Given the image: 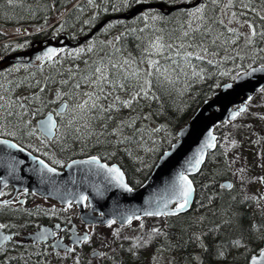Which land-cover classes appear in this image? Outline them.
<instances>
[{
  "label": "trees",
  "instance_id": "trees-1",
  "mask_svg": "<svg viewBox=\"0 0 264 264\" xmlns=\"http://www.w3.org/2000/svg\"><path fill=\"white\" fill-rule=\"evenodd\" d=\"M144 1L94 0L92 4H89L88 0H13V3L9 4L8 0H0V30L9 27H22L25 30L46 29L33 36L14 41H7L6 37L0 33V59L27 48L29 42L37 39L66 34L71 41L77 42L88 35L102 20L124 14ZM179 2H185V0H174L173 3ZM243 2L248 3L249 0H243ZM222 3H227V0H222ZM203 7L208 19L202 25V30L209 25L213 29V32L203 39L209 51L215 55H208L202 61L193 59L191 67L185 66L181 56H176L174 52L170 54L173 55L176 63L163 57H148L158 59L162 66L169 67V74L175 83L157 85L153 81L152 92L158 99H140L134 103L137 111L150 116L148 120L137 121V126L145 129L143 140L140 136L136 137L140 141L139 146L128 144L117 148L112 143L111 136L102 137L98 143L96 137L74 139L71 135L62 137L60 140L47 141L45 144H35V140L42 139L40 133L37 131L36 135L29 136L23 127H13V124H20L19 120H13L11 124L0 127V132L3 133L0 138L18 142L31 153L43 157L57 169L64 168L66 164L75 159L101 157L100 161L109 165L117 164L120 167L132 189L140 188L151 175L159 158L177 142L180 129L190 121L206 101L210 100L223 85L233 82L240 73L254 67L264 66V39L257 36L253 44L248 45L244 34L235 29L241 34L237 38L227 31V28L231 27L222 18V4L217 6L213 5L210 0H206ZM252 7L264 11V0H253ZM229 10L237 13V17L241 20L253 22L258 32L264 31V21L260 20L251 10L241 8L238 3ZM61 11L66 12L64 18L55 22L54 15ZM242 12L245 14L240 15ZM187 13V11H180L165 16L159 11H147L130 21H111L92 40L75 49L57 51L52 60L38 68L16 65L6 69L0 73V86H2L0 95H10L12 98L27 97L29 101L34 95L41 97L47 105L42 112L31 118L23 117L25 121L30 119L29 127L35 129L37 120L50 112L56 114V108L61 101L48 102L56 100L58 91L77 96L78 92L91 90L83 86L81 78L88 75L101 60L105 63L111 61L122 64L127 59L136 62L132 65L133 67L138 66L144 70L147 68L145 49L157 36L162 37L165 43L172 44L173 49H176L180 44L179 37L182 36L183 31L188 29V21L192 19ZM219 20H223L224 25L216 22ZM197 23L200 22L193 20V27ZM221 33H223L221 40L212 44V40ZM195 36L199 42L200 33H196ZM229 38L235 39L236 42L224 44L223 40ZM89 48L92 51H88ZM186 50L192 51L193 49L187 48ZM184 51L185 49H180L181 54ZM142 59L145 60L144 63H140ZM209 60L212 63H209ZM193 72L200 73L203 79L200 76H194ZM65 81L67 83H64ZM77 82L82 84L79 90L74 89ZM40 88H44L45 91L40 92ZM105 90L111 91L107 88ZM131 94V89L127 92L117 90L108 97L105 103H112L117 95L122 100H127ZM65 99L68 98L65 96ZM69 103L71 104V100ZM35 107H39V101L28 104L30 112ZM246 108L247 111L231 123H221L215 128L214 134L218 137L215 150L207 154L201 171L190 177L196 193L191 211L175 217L148 218L159 221V228L167 234L166 238L162 236L154 240L153 250L156 251L158 247L164 246L166 254L177 256L179 259L177 264H189L192 261L197 264L194 260L197 255L205 260V264H218L217 258L207 257V254L202 253L195 242L189 241V237L194 234H207L205 240L210 248H214L217 236L221 240L230 241L243 233L246 248H233L231 254L221 264H249L250 259L264 249V242L259 239L264 234V209L253 212L252 207L255 206V202L243 195L241 184L234 185L231 181L229 165L221 149L224 135L238 138L254 135L259 149L262 151L264 148V120L259 119V116L264 115V89L255 94L253 99L247 103ZM113 115L115 123L108 122L109 131L121 119L127 121L129 117L136 116L137 112L121 108ZM60 124L61 120L58 125ZM156 128H162V130L154 132L153 129ZM63 131L65 128L61 126V132ZM96 131L97 133L103 131L102 122L96 123ZM9 132H16L15 137L9 135ZM125 132L128 134L131 129H126ZM105 139L109 143H105ZM53 157L59 163H54ZM226 181L233 186L231 189L220 187ZM229 219L233 223L231 228H225L222 232L214 231L218 224ZM138 222L139 220H135L131 224L138 225ZM107 228L124 231L127 230L128 225L120 227L114 223L111 227L95 226L90 233V241L86 243L85 249L81 250L79 255L81 260L77 261L78 264L85 263L84 255L94 246L95 235L104 236V241H106L104 232ZM145 233L146 231H142L138 226L132 228L130 236L135 235V237L132 241L129 237L119 244L117 257L110 264H124L125 255L130 254L128 250L132 242ZM168 245H180V247H172L168 250ZM50 256L49 254L43 264H52ZM65 257L68 258V256ZM54 258L62 260L64 256L55 255Z\"/></svg>",
  "mask_w": 264,
  "mask_h": 264
},
{
  "label": "snow or ice",
  "instance_id": "snow-or-ice-1",
  "mask_svg": "<svg viewBox=\"0 0 264 264\" xmlns=\"http://www.w3.org/2000/svg\"><path fill=\"white\" fill-rule=\"evenodd\" d=\"M9 4L13 3V0H8ZM94 0H88L89 4H92ZM213 5L220 6L222 4V11L224 9H229L234 6V4H240L241 8L246 10H251L255 13L256 16L259 17L260 20L264 21V11L253 8L252 3L253 0H249L248 3H244L243 0H227V3H222V0H210ZM227 14V13H225ZM242 12L240 15H244ZM190 19L188 21V29L183 31L182 36L179 37L180 44L176 49H173L172 44L165 43L162 37L157 36L154 40H152L148 48L145 49L147 53V68L141 70L138 66L133 67L136 62L129 61L125 59L122 64L112 63L109 61L105 63L101 60L91 72L82 77L83 86L91 88V91L88 92H78L77 96H73L70 93H63L58 91L56 93V100L49 101L48 103H56L57 100L61 101V111L57 112L56 115L61 118V124L58 125L53 122L52 115L49 114L47 119L38 123L35 129L30 128V119L25 121L23 117L28 116L31 118L32 116L38 115L42 112L43 108L46 107V103L41 99V97L34 95L32 100L29 101L27 97L20 98H12L10 95H0V127H3L6 124H11L13 120H19L20 124H13V127H23L27 130V134L29 136L36 135L37 131H39L41 136V142H47L52 140H60L62 137H66L71 135L74 139H81L83 137H96L97 142L99 143L102 137H112V143L118 148L120 145H128V144H137L139 146L140 141L136 139L137 136H140L141 140H143V132L145 129H141L137 126L138 120H148L150 118L149 115H143L134 107V103L140 99L146 100H156L158 97L152 92L153 89V81L156 82L157 85H163L167 83L172 85L175 81L171 78L169 74V67H164L161 65L160 61L148 58V57H163L166 60H171L173 63L176 61L173 58V55L170 52H174L176 56H181L184 61V65L187 67H191V61L193 59L202 61L208 55H215V53H211L209 48L204 41V37L213 32V29L209 25L208 27L202 30V25L207 22V17L205 16V8L203 6L197 7L194 11H189L187 13ZM155 19V17H153ZM193 20L199 21L195 27H193ZM234 20L236 22H240L237 19V13L233 12L228 19L227 23L231 24ZM217 23L224 25L223 20L216 21ZM249 28V33L245 35V41L248 45L253 44L257 36L261 39H264V31L258 32L256 29V25L253 22L245 21ZM226 27V25H225ZM227 31L231 33L235 37H239L241 34L237 32L233 28H227ZM196 33H200V41L196 40ZM223 33L216 36L212 40V44H216L217 41L221 40ZM119 39V37L117 38ZM188 41V43H185ZM235 39H224L223 43L234 44ZM187 48L193 49L192 51H187ZM180 49H185L183 54H181ZM227 50V49H225ZM83 51V50H80ZM88 51H92L91 48ZM53 54V50H49L47 55L49 58ZM145 60L142 59L140 63H144ZM212 63L211 60L208 61ZM179 67V65H178ZM194 76H200L203 79V76L198 72L192 73ZM64 83H67L65 81ZM2 87V86H0ZM81 82H77L74 85L75 90L81 89ZM110 89L111 91H106L105 89ZM129 89L132 90V94L129 99L122 100L118 95L115 96L112 103H105L108 100V97L112 95V93L117 90H123L127 92ZM5 91H8L5 89ZM44 88H40V92H44ZM65 96L68 99H65ZM249 101L251 97L248 98ZM71 100V104L69 103ZM35 101H39V107H35L33 111H29L28 104L33 103ZM121 108L131 109L134 112H137L136 116L129 117L127 121L121 119L119 123L115 124V127H112L109 131L108 122L112 121L115 123V117L113 115L114 112H119ZM247 111L246 107H240L237 111L232 112L231 119L235 120L238 116L244 114ZM259 119L264 120V115L259 116ZM102 122L103 131L97 133L96 131V123ZM61 126L65 128V131L61 132ZM131 129V132L126 134L125 130ZM162 128L153 129L154 132H160ZM59 133V135H57ZM3 133L0 132V135ZM9 135L15 137L16 132H9ZM211 136V133H209ZM215 140V137L212 136L211 140L205 142L203 148L197 152V154L190 160L187 164V167L177 173L174 180L171 182L169 187L166 189L167 196L162 197L160 201H150L151 204L156 205V210H145L143 212V216L150 217H168V216H177L181 213H184L189 210L191 205L193 204V197L195 189L193 187V181L189 179V175L192 172L199 171L200 165L204 163L205 153L204 149L214 147L212 141ZM105 143H109L107 139L104 140ZM154 143V141H153ZM0 144L5 145L8 149H16L17 151L23 152V148H18L17 144L10 143L7 140H0ZM232 146L235 147V141L232 142ZM54 163H59L56 161L54 157L52 158ZM102 158L97 156H91L87 160L79 161L78 163L89 165L94 168L96 174L103 173L110 183H114L118 188L131 193L133 189L128 186L127 183L124 182V173L119 169V167L107 166L100 162ZM34 163L39 167L34 169L37 171L42 178V182H52L50 177L54 175H58L56 169L54 167H50L44 160H37L33 158ZM15 161V157H11L7 162V167L10 172H15V166L12 163ZM18 163L22 164L23 161H18ZM77 162L74 161L73 164ZM72 167V165H69ZM241 172L244 170L241 169ZM261 182H264V178H259ZM243 182V181H242ZM207 187V186H206ZM221 188H225V185H220ZM233 186L231 184L227 185L228 189H231ZM2 194V193H0ZM72 199H78L79 203H84L88 201V196L84 194H79L78 197L72 196ZM72 199L68 200V203L71 204ZM249 199H257L255 197ZM259 199H264V196L259 197ZM174 205V208L169 209V205ZM162 205V206H161ZM122 221H126L127 224H131L133 219L140 220L141 216L136 213L131 214H122ZM116 221L108 220L107 226L111 227ZM233 226L232 220H225L222 224H218L214 231L222 232L225 228H231ZM5 227L4 225H0V229ZM255 227V226H254ZM141 228H143V224H141ZM213 231V230H210ZM47 235L54 236L55 233H42L38 239H44ZM205 235H191L189 237L190 242H195L202 253H206L207 257H215L218 260V264H221L224 260L228 258L231 254V250L246 248L244 243L243 233L240 236L228 241L221 240L219 236H217V243L214 248H210L205 240ZM113 236H119L118 232H113ZM167 237V234L162 231L160 228H152L150 232H146L142 237L136 238L130 248L129 253L133 256H138L141 249L150 247L154 240L159 239L160 237ZM4 240H9L11 237L5 236ZM90 237L85 235L83 237H78L74 243L81 244L87 243L90 241ZM259 239L261 242H264V234H262ZM56 248H61L62 245L57 242L55 245ZM168 250L172 247L179 248L180 245H168ZM165 247L161 246L156 250V254H154L151 258V264H159V255L163 251H165ZM66 252H73V248H66ZM262 258L260 264H264V250H261L259 253ZM194 260L197 264H205V260L201 258L200 255L194 257ZM78 264V262H77ZM252 264H257L256 257H252Z\"/></svg>",
  "mask_w": 264,
  "mask_h": 264
},
{
  "label": "water",
  "instance_id": "water-1",
  "mask_svg": "<svg viewBox=\"0 0 264 264\" xmlns=\"http://www.w3.org/2000/svg\"><path fill=\"white\" fill-rule=\"evenodd\" d=\"M204 1L194 0L192 3L175 6H167L161 3L138 4L126 14L103 20L86 37L80 39L77 43H73L68 35L62 34L59 37H51L45 41L36 42L27 51L6 55L0 59V72L16 65H27L28 67L38 68L47 61L52 60L58 50L75 49L78 45L91 39L94 34L112 19L128 21L146 11L152 10H158L166 15L179 10L194 11ZM49 50H53L50 58L47 55ZM46 56L48 57L44 58ZM37 61L40 62V65L35 66L34 64ZM262 89H264V66L254 67L246 72H242L233 82L223 85L210 100L206 101L197 110L190 121L180 129L177 134V142L159 158L146 182L140 188L133 189L131 193L118 188L114 183H110L103 173L96 174L94 168L91 166L78 163L88 158L70 161L62 171H56L58 175L50 177L52 182H42L41 175L34 170L39 166L34 163L33 158L40 160L39 158L29 154L25 150L20 152L16 149H8L2 144H0V193L6 186H12L16 189V194L22 191H31L33 194L61 207L70 205L68 200L72 199V196L78 197L81 193L88 196V201H86L88 205L87 210L85 209L86 202L79 203L78 199H72L71 202V204L77 207L79 212L82 222V227L80 228L81 234H78L77 228L73 226L70 230L68 242H63L62 239H58L52 243L55 251L63 253H67L65 251L66 248L82 246L83 243L76 244L74 242L78 237L89 236V232L85 230V227H90L91 229L94 226L106 227L107 221L113 219L118 226H127V222L122 221V214L136 213L141 218H163L143 216V212L145 210H156V205H150V201H160L162 197L167 196L166 189L174 180L177 173L187 167L188 162L203 148L205 142L211 140L212 136L215 137V140L212 141L214 147L204 149L205 159L208 153H212L215 150L218 138L214 134L215 128L221 123H231L233 121L231 119L232 112L237 111L240 107H246L249 102L248 98L251 97L252 99ZM61 110V105H59L57 112ZM50 114L52 115L53 122L56 123L54 114ZM48 115L38 120L37 125L39 122L46 120ZM209 133H211V136ZM7 141L15 143L11 140ZM11 157H15V161H12L15 166V172H10L7 167V162ZM18 161H23L24 163L20 164ZM74 161L77 163L73 164ZM100 162L107 166L115 165L119 167L117 164L108 165L102 161ZM69 165H72V167H69ZM202 166L203 163L200 165L199 171L192 172L189 175V179L191 176L197 175L201 171ZM124 182L127 183L125 175ZM228 184H230L229 181L223 183L225 188H227ZM195 199L196 193L194 192L193 204L188 211L180 215L191 211ZM7 202L9 201H3L1 203ZM173 208L174 205L170 204L168 210ZM56 231H59L58 226H55V228L41 227L36 232L28 235L26 240H30L34 244H44L52 241L54 236L47 235L44 239H38V237L42 233H54ZM57 242L62 245L59 249L55 247ZM99 256L100 251H94L89 254L91 259ZM255 257L257 264H260L262 260L260 255L258 254ZM249 264H252V258Z\"/></svg>",
  "mask_w": 264,
  "mask_h": 264
},
{
  "label": "flooded vegetation",
  "instance_id": "flooded-vegetation-1",
  "mask_svg": "<svg viewBox=\"0 0 264 264\" xmlns=\"http://www.w3.org/2000/svg\"><path fill=\"white\" fill-rule=\"evenodd\" d=\"M193 1L194 0H185V2L173 3L174 0H145L143 3H152V4L161 3L167 6H175L180 4L192 3ZM205 1L201 6L205 4ZM152 11H158V10H152ZM180 11H185V10L174 11L168 15H166L163 12L160 11L159 12L164 14L165 16H169L171 14ZM23 29L25 30V28ZM30 30H34V31L32 33H29L28 35L26 34V36H22L19 38L16 37L14 39H9V38L6 39L7 41L20 40L23 37H27V36L30 37L35 34L41 33L46 29L40 30L38 28H31ZM51 37H55V36H51ZM45 40L46 39H37L31 41L29 42L27 48L15 52L26 51L30 48V46L33 43L41 42ZM47 57L48 56L44 58ZM38 63L40 62L37 61L36 64ZM56 113H57V108H56ZM53 114L55 115L58 124L61 118L57 116L55 113ZM37 122H36V126H37ZM0 139L11 140L8 138H0ZM13 142H15L18 145V147L23 148L29 154L44 160L45 163H47L50 167H54L56 171L63 170V168L57 169L51 163L47 162L43 157L31 153L30 151L22 147L18 142L16 141ZM34 143L45 144L46 142L42 143L41 140L40 141L35 140ZM1 193L2 194H0V225H4L5 227L0 229V236H1L0 264H40V263L43 264L46 262L49 254L52 256L61 255L64 257L69 255L79 256L81 254V250L83 248L85 249L86 243H83L81 247H73L74 251L67 253L57 252L52 247V243L58 239H62L63 242H68L70 237V230L73 226L77 228V233L81 234L80 228L82 227V222L80 220L77 207L74 204H70L67 207H61L45 200L44 198H41L33 194L31 191H22L16 194V189L12 186H6L1 191ZM3 201H9V202L1 203ZM85 205H86L85 209L87 210L88 209L87 202ZM55 226H58L59 231L54 232L55 235L52 241H49L44 244H34L32 241L26 240V237L28 235L36 232L41 227L55 228ZM86 228L87 227H85V229ZM5 236H9L11 237V239L4 240L3 237Z\"/></svg>",
  "mask_w": 264,
  "mask_h": 264
},
{
  "label": "rangeland",
  "instance_id": "rangeland-1",
  "mask_svg": "<svg viewBox=\"0 0 264 264\" xmlns=\"http://www.w3.org/2000/svg\"><path fill=\"white\" fill-rule=\"evenodd\" d=\"M60 13L54 15V19H58V16L60 18L59 21L63 19L66 12L61 11ZM232 13L233 12H231L229 9H224L221 12L222 18L226 23ZM237 19L240 21L239 23L234 20L231 24H227L231 28L236 29L244 35L248 34L249 28L247 26V23L244 20H241L239 17H237ZM0 31H3V33H7V29H1ZM20 31L22 32H20L19 35H8L7 38H19L23 34L28 35L29 33H32L34 30H24L21 27ZM88 91L91 90L87 89L85 92ZM233 141H235L236 143L235 147L232 146ZM258 146L259 145L257 144V139L254 135H246L241 138L224 135L221 142L222 154L226 158L227 163L229 165L231 181L234 185H242V192L244 196H247L248 198H257L251 199L255 202V206L252 207L253 212L261 211L262 209H264V199H259V197L264 196V182H261L259 179L264 178V148H262L261 151ZM241 169H243L244 171L241 172ZM141 224H143V228H141ZM136 226H138V228L142 231L150 232L151 229L154 227L159 228L160 222L150 220L148 218H142L139 220L138 225H135L134 223L130 224L128 225L127 230L124 231H118L115 228H107L104 232L106 241H104V236L100 234L95 235L93 239L94 248L92 247V249H90V251L86 252V254L84 255L86 257V261L84 264H110L111 262H113L114 259L117 257L116 254L119 244L129 237H131L132 241V238L135 237V235L130 236L132 235L130 234V230L132 228H136ZM85 230L90 232L89 227H87ZM113 232H118L119 236H113ZM153 248L154 241L152 242V245L150 247L141 249L138 256L126 254L123 263L151 264V258L154 254H156V251H154ZM94 251H100L101 255L98 258L90 259L89 253ZM158 255L159 264H177V262H179L177 256L169 255L168 253L166 254V252L164 251ZM50 257L52 259V264H55L57 262H61L62 264H75V262L81 260L79 259V256H68V258L64 257L62 260H57L55 259L56 257L54 258V256L52 255ZM77 258L79 260H76ZM189 264H195V262L192 261Z\"/></svg>",
  "mask_w": 264,
  "mask_h": 264
},
{
  "label": "bare ground",
  "instance_id": "bare-ground-1",
  "mask_svg": "<svg viewBox=\"0 0 264 264\" xmlns=\"http://www.w3.org/2000/svg\"><path fill=\"white\" fill-rule=\"evenodd\" d=\"M141 4H142V3H141ZM134 7H135V6H134ZM129 11H130V10H129ZM129 11H128V12H129ZM128 12H126V13H128ZM126 13H124V14H126ZM121 15H123V14H121ZM121 15L111 16V17H108V18H113V17H117V16H121ZM136 17H137V16H136ZM106 19H107V18H106ZM104 20H105V19H104ZM102 21H103V20H102ZM102 21H101V22H102ZM111 21H119V20H114V19H112ZM111 21L107 22L105 25H107V24L110 23ZM122 21H126V20H122ZM128 21H130V20H128ZM101 22H99L97 25H99ZM97 25H96V26H97ZM105 25H104V26H105ZM96 26H95V27H96ZM104 26H103L101 29H103ZM95 27H94V28H95ZM94 28H93V29H94ZM93 29H92V30H93ZM101 29H100V30H101ZM92 30H91V31H92ZM100 30H99V31H100ZM91 31H90V32H91ZM99 31H98L96 34H94V36H93L91 39H89V40H87L86 42H84V43L78 45L76 48H78L79 46H82L83 44H85V43H87L88 41L92 40V39H93V38L99 33ZM25 35H26V34H23L22 36H25ZM22 36H21V37H22ZM86 36H87V35H86ZM86 36H84V37H86ZM84 37H82V38H80V39H83ZM80 39H79V40H80ZM79 40H78V41H79ZM78 41H77V42H78ZM72 42H73V41H72ZM77 42H73V43H77ZM35 43H36V42H35ZM33 44H34V43H33ZM30 47H31V46H30ZM29 49H30V48H29ZM29 49H28V50H29ZM61 50H62V49H61ZM26 51H27V50H26ZM15 53H18V52H15ZM26 66H27V65H26ZM35 66H36V65H35ZM49 114H50V113H49ZM47 115H48V114H47ZM54 116H55V115H54ZM55 120H56V119H55ZM56 124H57V121H56Z\"/></svg>",
  "mask_w": 264,
  "mask_h": 264
},
{
  "label": "built area",
  "instance_id": "built-area-1",
  "mask_svg": "<svg viewBox=\"0 0 264 264\" xmlns=\"http://www.w3.org/2000/svg\"><path fill=\"white\" fill-rule=\"evenodd\" d=\"M60 14H62V13H60ZM18 32H19V29H10V30H7V33H5V34L12 35V34H15Z\"/></svg>",
  "mask_w": 264,
  "mask_h": 264
}]
</instances>
